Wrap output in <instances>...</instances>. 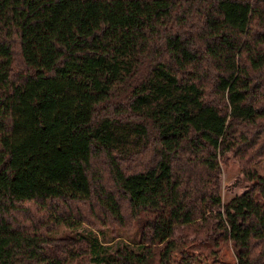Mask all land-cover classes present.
Listing matches in <instances>:
<instances>
[{"label": "trees", "instance_id": "trees-1", "mask_svg": "<svg viewBox=\"0 0 264 264\" xmlns=\"http://www.w3.org/2000/svg\"><path fill=\"white\" fill-rule=\"evenodd\" d=\"M261 159L264 0H0V264H264Z\"/></svg>", "mask_w": 264, "mask_h": 264}, {"label": "rangeland", "instance_id": "rangeland-1", "mask_svg": "<svg viewBox=\"0 0 264 264\" xmlns=\"http://www.w3.org/2000/svg\"><path fill=\"white\" fill-rule=\"evenodd\" d=\"M257 172L259 175L264 176V159H261L255 165ZM239 170L236 162L232 159H229V162L226 164H222L220 168V194L221 200L224 202L227 200L231 195L236 194L241 191V188L244 186L243 182L237 181L236 178L238 177ZM79 233V234H86V235H96L97 237L101 238V235L97 233L95 230L90 229L87 226L81 225L75 229H58L56 234L58 233ZM133 232L128 231L126 234L120 235L119 238H113L111 242H119L125 243L129 246L134 247V236ZM216 249V264H234V257L232 253V249L228 243L219 244ZM195 252V250H194ZM207 264L211 263L209 259H206Z\"/></svg>", "mask_w": 264, "mask_h": 264}]
</instances>
